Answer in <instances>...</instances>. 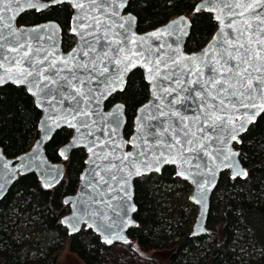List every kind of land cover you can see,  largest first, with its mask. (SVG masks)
I'll return each instance as SVG.
<instances>
[{
  "label": "water",
  "instance_id": "95a60500",
  "mask_svg": "<svg viewBox=\"0 0 264 264\" xmlns=\"http://www.w3.org/2000/svg\"><path fill=\"white\" fill-rule=\"evenodd\" d=\"M205 2L197 0L194 13L203 11L210 15L215 29L205 44L193 52H186L183 48L190 29L184 15L138 33L135 17L125 12L128 0H123V4L119 0H63L57 3L33 0V3L42 5L39 10L25 7L18 0V4L11 6L12 11L6 9L4 16L9 26L3 30L8 35L0 43L4 44L3 55L12 59L0 60V64L4 65L0 73L7 76V70L11 67L15 75L19 62V66L30 68L36 79L32 83L9 80L0 84V88L12 86L22 89L39 112V118L35 126L36 136L25 151L13 158H6L0 150V200L19 176L34 175L43 189H52L62 180L64 166L50 163L44 155V147L57 131L64 129L70 136L58 150L60 158L65 160L74 150H81L84 155L74 193L61 199L67 212L60 217L59 225L67 235L89 229L104 247L129 243L126 232L136 227L132 219L135 213L132 183L144 176L159 175L165 167L173 169L174 179L188 185L186 201L196 209L189 237L207 235L210 194L220 174L226 172L231 179L245 177L236 175L237 171L246 170L239 162V151L235 146L246 131L240 132L233 140L226 130L213 132L203 122L201 101L214 88L205 83L211 73L209 68H204L199 76L200 83H194L197 77L188 71L186 65L191 63L195 68L207 62L219 68L215 61L220 52L230 45L247 43L249 38L253 41V48L259 47L258 38L264 37V0H228L233 6L236 2L253 6L244 11L243 16L230 14L229 8L221 0H209L207 7L204 6ZM77 3L82 7L77 8ZM61 5L67 6L71 13L68 32L72 45L65 52L61 50L60 28L55 22L16 25V20L25 13L41 12ZM17 8L19 11H16ZM242 10L235 9L236 12ZM243 29L248 31L241 40L238 30ZM20 44L24 47H19ZM14 46L19 51L10 50ZM206 49L209 50L207 56H202ZM187 57L198 59L190 62L184 59ZM174 60L177 63H173ZM125 64L128 65L126 70ZM149 67L153 69L151 82ZM36 68L41 71L37 73ZM134 70L141 72L147 86V99L136 108L131 132L125 138L123 105L115 102L104 110V104L114 94L122 92L126 77ZM73 73L87 84L86 88L76 83ZM257 75L259 73L253 72V76ZM33 76L27 79L32 81ZM69 77L72 79L69 80ZM114 80L121 81L119 88H113ZM44 84L53 89L61 85L65 87L58 98H54L55 93L46 95L47 88L41 91L39 85ZM182 88L185 91L181 92ZM81 91H91L95 99H84L79 94ZM176 100L180 102L176 103ZM77 101H80L81 109L87 105L88 112L87 115L73 118L72 109ZM214 102L219 104V100ZM246 111L249 110L240 109V113ZM262 113L264 111H259L247 128ZM82 120H87L86 127L78 124ZM234 122L238 124L240 119ZM186 140L192 143H178ZM163 152L169 155L162 156ZM178 154L184 159H178L176 163L165 162L159 170L151 167L144 170L141 166L145 157L151 162L157 158L170 160ZM137 169H140L139 174L129 175V172L136 173ZM181 171L183 175L178 174ZM64 221L75 223V230L72 223Z\"/></svg>",
  "mask_w": 264,
  "mask_h": 264
},
{
  "label": "trees",
  "instance_id": "16d2710c",
  "mask_svg": "<svg viewBox=\"0 0 264 264\" xmlns=\"http://www.w3.org/2000/svg\"><path fill=\"white\" fill-rule=\"evenodd\" d=\"M48 1V0H41ZM197 0H128L125 12L136 19L138 33L154 29L173 17L184 15L189 23V35L184 43L186 52L201 48L209 39L215 25L207 13H194ZM70 10L67 6L49 7L41 12H28L16 20V25L30 26L52 21L60 28L61 50L72 45L68 32ZM147 99V86L141 72L134 70L125 79L120 93L111 96L104 110L113 103L124 107L125 125L123 136L131 132V122L137 107ZM39 112L31 99L20 88H0V150L4 157L13 158L27 149L36 136L35 126ZM69 132L57 131L44 147V155L50 163L64 166L62 180L52 189H43L34 175L17 177L16 182L0 200V264H59L62 245L79 264H105L98 255L108 248L99 243L89 229H81L69 236L59 225V219L67 211L61 202L72 195L83 168L84 155L81 150L70 152L61 160L58 150L68 138ZM239 151V162L247 175L231 179L226 172L220 174L209 199L206 217L207 235L189 237L193 207L183 199L176 212L168 211L163 199L156 193L157 187L175 186L174 191L187 193L188 185L173 178V169L165 167L159 175H148L132 183L135 213L132 219L135 228L126 232L129 243L139 250L151 254L155 264H199L188 261L197 251L205 237H211L207 248L201 249L205 264H244L238 257L232 241L247 240L253 250L260 248L254 238L248 216L264 215V113L239 138L235 146ZM236 191L235 198L229 197ZM220 197L222 203L218 214H211ZM187 210L186 213L183 211ZM6 219H17V223L2 228ZM24 223L19 225L20 223ZM171 242V243H169ZM198 252V251H197ZM256 264H264V257Z\"/></svg>",
  "mask_w": 264,
  "mask_h": 264
},
{
  "label": "snow or ice",
  "instance_id": "6c2138e0",
  "mask_svg": "<svg viewBox=\"0 0 264 264\" xmlns=\"http://www.w3.org/2000/svg\"><path fill=\"white\" fill-rule=\"evenodd\" d=\"M21 3L25 7H33L37 8L38 10L42 7V5L33 3V0H20ZM53 3L63 2V0H52ZM121 4H123V0H119ZM209 0H206L205 7L208 6ZM221 3L224 4L225 7L229 8L230 14L232 15H244V11L248 8H252V5H245L242 2H236L233 5L228 3V0H221ZM18 4V0H0V42L4 41L7 37V33L4 32L3 28L8 27V21L4 16L5 10L12 11L11 6ZM77 8L82 7L81 4L77 3L75 5ZM264 6V5H262ZM197 7V10H199ZM236 8L243 9L240 12H236ZM19 11V8L16 9ZM259 15V13H257ZM218 19L220 17L218 16ZM221 23L223 24L224 21L221 19ZM231 24V21H229ZM250 27V26H249ZM248 29L238 30V37L243 40L244 33L247 32ZM39 37H37L38 39ZM253 41L249 38L247 43L241 42L239 45H230L228 49H225L220 52L219 58L216 59L215 64L219 65V68L209 65L207 62H202L197 65L195 68L192 67V64L189 63L186 65L188 71L191 72L193 75L197 77L194 83H200L199 76L201 75L204 68H209L211 75H209L206 83L207 85H213L214 88L208 92L204 99L201 101V108L203 109V122L207 123L210 128H212L213 132L217 131H227L228 136L231 139H236L237 136L242 131L247 130V124L251 121L255 120L256 115L259 114V111H264V37L258 38L259 47L253 48L252 47ZM4 47L3 43H0V60L12 58L5 57L2 53V49ZM19 47H24L23 44H20ZM10 50L19 51V48L13 47ZM208 49L202 53V56H207ZM25 56L28 55L27 52L24 53ZM71 55L69 59H71ZM189 60L190 62H195L198 58L197 57H187L184 58ZM209 60L212 57H208ZM234 61V62H233ZM173 63H177V61H172ZM31 62L29 61V64ZM4 65L0 64V68H3ZM128 65L125 64V70L127 69ZM107 67L105 66V71H107ZM8 75L5 76L3 73H0V84L7 83L9 80H15L17 82H24V83H32L36 77L33 76V72L30 68L26 69L24 67L19 66V62H17V66L15 68V75H13V69L10 67L8 70ZM35 71L39 73L41 71L40 68H36ZM158 71V69H156ZM152 72L153 69L149 67V80L151 82L152 79ZM253 72L259 73L257 76H253ZM175 76V72L172 73ZM183 75V74H182ZM28 76H33V80L30 81L27 79ZM75 76V73H73ZM69 80L72 77L68 78ZM76 83L83 84L84 87H87V84L79 78V76H75ZM107 79V78H106ZM179 79V78H178ZM255 81V83H254ZM120 80L112 81L113 88L120 87ZM41 91L45 88L48 89L46 95H53L56 94L54 98H58V94L62 91L65 85H61L59 88L53 89L49 88L47 84L39 85ZM185 91V89H181V92ZM84 99H95L92 96L91 91L85 93L81 91L79 93ZM255 94V95H254ZM179 95V94H178ZM219 100V104H216L214 101ZM179 103V100L175 101ZM169 103H172L171 101ZM80 101H77V105L75 108L72 109L73 118L79 115H87L88 106L85 105L83 109H81ZM248 109L244 113H240V109ZM251 109H258V111L253 112ZM119 110V109H117ZM230 110V111H229ZM143 111V110H142ZM235 119H240V123H235ZM215 121V123H213ZM80 126L86 127L88 122L87 120L78 121ZM226 125L228 126L226 128ZM75 126V125H70ZM91 135V133H89ZM165 143H170L165 141ZM178 143H186L191 144V140L186 141H178ZM91 151V148L89 149ZM162 156L167 157L169 155L168 152L161 153ZM127 160V157L123 158ZM184 159L179 154L176 158L165 160L157 158L154 161L148 162L147 157H145V162L142 163V168L147 170L148 168H154L155 170H159L161 164L165 162H172L176 163L177 160ZM137 163H141L137 161ZM140 169H137L136 173L129 172V175L139 174ZM183 175V171L178 173ZM236 175H243L246 176V172L237 171ZM123 179V177H121ZM127 183V181H125ZM63 223H72L73 229L75 230V223L72 221H64Z\"/></svg>",
  "mask_w": 264,
  "mask_h": 264
},
{
  "label": "rangeland",
  "instance_id": "374dc122",
  "mask_svg": "<svg viewBox=\"0 0 264 264\" xmlns=\"http://www.w3.org/2000/svg\"><path fill=\"white\" fill-rule=\"evenodd\" d=\"M174 185L168 186V187H157L156 193L159 195L161 199L166 194L165 198L163 199V202L165 203V206L168 207V211L176 212L178 207H180L181 202L183 199L187 198V195L189 193V188L187 193H179L174 191ZM235 194H237L236 191H232L229 194V197L235 198ZM218 197L216 201L215 207L212 209L211 214H218L221 210L222 203ZM263 202H264V191H263ZM264 205V204H263ZM67 211V210H66ZM184 213L187 212V210L183 211ZM192 217L194 218V215L196 213V209L191 210ZM17 219H6L5 223H3L2 228H5L6 226L17 223ZM193 219L190 222L189 230L192 225ZM248 223L252 226L253 234L255 238L256 244L264 249V215L257 213L253 215L248 216ZM24 224L23 222L19 225ZM211 241V237H205L204 241L202 242V245H200L197 248V251L194 252V254L190 255L188 257V261L195 263L198 262L199 264H205V260L202 258L204 256V253L201 251L203 248H207L209 243ZM243 242L238 244V240L232 241V248H234L235 252L237 253L238 257H242V261L244 264H256L259 260H261L264 257V252L260 250H253L252 245L245 239L242 240ZM171 243V242H169ZM107 251H100L98 258H100L102 261L105 262V264H155V262L152 259L151 254L145 253L138 248L132 246L130 243L127 244H115L113 246L107 247ZM59 253V264H79L73 256H71L67 251L65 245H62ZM197 264V263H196Z\"/></svg>",
  "mask_w": 264,
  "mask_h": 264
},
{
  "label": "flooded vegetation",
  "instance_id": "af4514ba",
  "mask_svg": "<svg viewBox=\"0 0 264 264\" xmlns=\"http://www.w3.org/2000/svg\"><path fill=\"white\" fill-rule=\"evenodd\" d=\"M120 103V102H119ZM127 138V137H126ZM59 155V154H58ZM60 157V156H59ZM61 159V158H60ZM62 160V159H61ZM61 164V163H60ZM62 165V164H61ZM63 166V165H62Z\"/></svg>",
  "mask_w": 264,
  "mask_h": 264
}]
</instances>
